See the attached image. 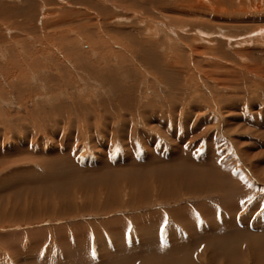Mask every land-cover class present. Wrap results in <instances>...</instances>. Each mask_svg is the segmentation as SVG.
<instances>
[{"label": "rangeland", "instance_id": "374dc122", "mask_svg": "<svg viewBox=\"0 0 264 264\" xmlns=\"http://www.w3.org/2000/svg\"><path fill=\"white\" fill-rule=\"evenodd\" d=\"M87 262L264 264V0H0V264Z\"/></svg>", "mask_w": 264, "mask_h": 264}, {"label": "bare ground", "instance_id": "6f19581e", "mask_svg": "<svg viewBox=\"0 0 264 264\" xmlns=\"http://www.w3.org/2000/svg\"><path fill=\"white\" fill-rule=\"evenodd\" d=\"M153 1H154V0H153ZM156 2H157V1H156ZM64 5H65V4H64ZM66 6H67V5H66ZM59 7H60V6H59ZM69 9H70V8H69ZM88 10H89V9H88ZM156 10H157V9H156ZM173 10H174V9H173ZM90 11H91V10H90ZM64 12H66V11H64ZM67 12H69V11H67ZM72 12L74 13L75 10H73ZM72 12H71V13H72ZM87 12H88V11H87ZM92 12H93V11H92ZM141 12H142V11H141ZM141 12H140V13H141ZM51 13H52V12H51ZM61 13H63V12H61ZM73 13H72V14H73ZM90 14H91V13H90ZM137 14H138V13H137ZM164 14H165V13H164ZM164 14H163V15H164ZM66 15H67V14H66ZM48 16H49V15H48ZM60 16H63V15L60 14ZM85 16H86V15H85ZM88 16H89V15H88ZM90 16H91V15H90ZM90 16H89V17H90ZM92 17H93V16H92ZM47 18H48V17H47ZM63 18H65V17H63ZM95 18L97 19V17L94 16V19H95ZM60 21H61V20H60ZM62 21H63V20H62ZM65 21H66V20H65ZM56 22H57V21H56ZM56 22H55V23H56ZM57 23H58V22H57ZM59 23H60V22H59ZM57 25H58V24H57ZM100 28H101V27H100ZM20 29H21V28H20ZM21 30H22V29H21ZM59 30H60V29H59ZM21 33H22V31H21ZM81 38H82V37H81ZM52 109H53V108H52ZM57 112H58V111H57ZM60 113H61V112H60ZM61 114H62V113H61ZM63 119H64V118H63ZM43 120H44V119H43ZM70 122H71V121H70ZM71 125H72V127H73L72 122H71L70 126H71ZM57 126H58V125H57ZM57 126H56V132H57L56 136L59 135V132H58V130H57ZM75 126H77V125H74V127H75ZM58 129H59V128H58ZM77 129H78V127H77ZM52 130H53V129H52ZM73 132H74V131H73ZM76 132H77V131H76ZM48 134H49V133H48ZM73 134H74V133H73ZM73 134H68L69 138H67V139L72 140V136H73ZM79 134H82V135H81V136H82L81 139H84V138H85V137H84V136H85V135H84L85 133L83 134V131H82L81 133H79ZM63 136H64V134H63ZM63 136H62V137H63ZM49 137H51V138H50L51 141L54 140V141H53L54 143H53L52 146H53V147H56L55 144L58 143V144H57V147H59L60 150H57V149H54V148H49V149H47V151H44V153L46 152V154H44V153H42L41 151H39L37 155H40V156H41V155H42V156L45 155L46 157H50V156H52V157H56V156H59V155H63L64 152L66 153V151H65V150H66L65 145H66V140H67V139L62 140V139L60 138V140H58L53 134H50ZM49 137H48V138H49ZM52 137H54V139H52ZM73 137H74V138H73V140H74V139H75V136H73ZM46 138H47V136H46ZM64 138H65V137H64ZM77 138H78V136H77ZM43 139H44V138H43ZM33 141H34V142L38 141L37 137L34 138ZM74 141H75V140H74ZM91 141H92V139H91ZM69 144H70V142H69ZM69 144L67 145V149L70 147ZM48 147H49V146H48ZM57 147H56V148H57ZM68 151H69V150H68ZM70 152H71V151H70ZM29 153H30V152H29ZM72 153H73V152H72ZM43 154H44V155H43ZM30 155H31V154H30ZM30 155H28V157H29L28 160H29V161H30V160H35L34 163L39 161V158H36V157H38L37 155H34V157H32V156H30ZM53 155H55V156H53ZM65 156H66V155H65ZM63 157H64V156H63ZM68 157H69V156L64 157V158H60V159H57V160L60 161V162H62V164L69 165V164H71V163H70L71 160H69L70 158L68 159ZM72 159H73V158H72ZM76 161H77V160H76ZM48 162H49V161H48ZM186 162H187V161H186ZM183 163H184V161H183ZM62 164H60V165H62ZM74 165H75V164H74ZM188 165H189V164H188ZM49 167H50V165H49ZM76 167H77V166H76ZM51 168H52V167H51ZM58 168H59V167H58ZM60 169H61V168H60ZM50 170H51V169H50ZM55 171H56V170H55ZM73 171H74V170H73ZM76 171H77V170H76ZM58 172H59V171H58ZM53 176H54V175H53ZM177 180H178V179H177ZM174 182L176 183V180H174ZM174 182H173V183H174ZM185 182H188V181H185ZM181 185L184 186L185 188L190 187V186H187L185 183H184V184H181ZM190 188H191V187H190ZM193 190H194V189H193ZM198 190H199V189H198ZM66 192H67V191H66ZM82 193H83V192H82ZM218 223H219V222H218ZM88 255H89V254H88ZM82 256H83V254H82ZM86 259H87V258H86ZM89 263L91 264V262H89ZM87 264H88V262H87Z\"/></svg>", "mask_w": 264, "mask_h": 264}]
</instances>
